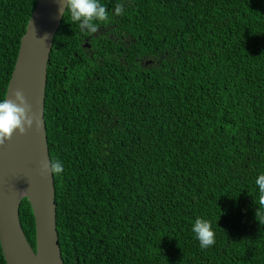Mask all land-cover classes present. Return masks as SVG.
Returning a JSON list of instances; mask_svg holds the SVG:
<instances>
[{
  "label": "trees",
  "instance_id": "1",
  "mask_svg": "<svg viewBox=\"0 0 264 264\" xmlns=\"http://www.w3.org/2000/svg\"><path fill=\"white\" fill-rule=\"evenodd\" d=\"M36 1L0 0V101ZM99 2L94 34L65 14L46 77L64 264H264V0ZM20 221L36 249L27 199Z\"/></svg>",
  "mask_w": 264,
  "mask_h": 264
},
{
  "label": "water",
  "instance_id": "2",
  "mask_svg": "<svg viewBox=\"0 0 264 264\" xmlns=\"http://www.w3.org/2000/svg\"><path fill=\"white\" fill-rule=\"evenodd\" d=\"M21 39L6 98L23 92L41 127L13 134L0 147V245L7 264H64L57 230L54 175H42L40 162L51 160L45 122L48 66L53 43L64 15L57 0H37ZM66 11V10H65ZM47 36V39L42 40ZM24 199L35 219L36 249L28 241L20 221Z\"/></svg>",
  "mask_w": 264,
  "mask_h": 264
},
{
  "label": "clouds",
  "instance_id": "3",
  "mask_svg": "<svg viewBox=\"0 0 264 264\" xmlns=\"http://www.w3.org/2000/svg\"><path fill=\"white\" fill-rule=\"evenodd\" d=\"M57 2L58 14L65 16L67 13L71 21L78 24L81 32H86L88 35L96 33L102 24H107L111 19L107 6L99 0H57ZM114 13L116 16L123 15V6L117 4ZM45 39L47 36L42 40ZM12 96V99L6 98L0 101V147H3L6 141H11L14 133L18 132L23 136L27 130L33 128L34 124L36 129L41 127L39 116L33 112L23 92L17 90ZM40 171L42 175L59 176L64 171L63 163L55 159L42 160ZM255 184L259 189V206L264 207V174L258 176ZM192 232L202 249L215 244V232L210 221L196 218Z\"/></svg>",
  "mask_w": 264,
  "mask_h": 264
},
{
  "label": "flooded vegetation",
  "instance_id": "4",
  "mask_svg": "<svg viewBox=\"0 0 264 264\" xmlns=\"http://www.w3.org/2000/svg\"><path fill=\"white\" fill-rule=\"evenodd\" d=\"M85 47H87L89 50H91V45H89L88 43L85 44Z\"/></svg>",
  "mask_w": 264,
  "mask_h": 264
}]
</instances>
